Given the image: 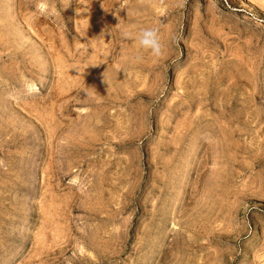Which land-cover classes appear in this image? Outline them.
<instances>
[{
    "label": "rangeland",
    "instance_id": "374dc122",
    "mask_svg": "<svg viewBox=\"0 0 264 264\" xmlns=\"http://www.w3.org/2000/svg\"><path fill=\"white\" fill-rule=\"evenodd\" d=\"M0 264H264V0H0Z\"/></svg>",
    "mask_w": 264,
    "mask_h": 264
},
{
    "label": "clouds",
    "instance_id": "9594fccd",
    "mask_svg": "<svg viewBox=\"0 0 264 264\" xmlns=\"http://www.w3.org/2000/svg\"><path fill=\"white\" fill-rule=\"evenodd\" d=\"M104 35L105 33H102L99 37H103ZM122 35L125 38H129V39H133L134 41H137L139 47L142 50L149 52L154 57L159 58L165 54L166 44L163 41V38L161 36L160 29L158 26L144 27V28H141L136 33L125 31L122 33ZM77 70L79 71V69ZM124 72L127 74L126 71Z\"/></svg>",
    "mask_w": 264,
    "mask_h": 264
}]
</instances>
